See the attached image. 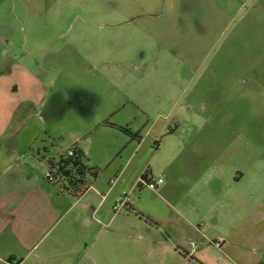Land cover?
<instances>
[{"label": "rangeland", "instance_id": "1", "mask_svg": "<svg viewBox=\"0 0 264 264\" xmlns=\"http://www.w3.org/2000/svg\"><path fill=\"white\" fill-rule=\"evenodd\" d=\"M255 1L0 0V99L11 83L25 89L33 83L24 72L66 97L76 89L98 97L91 116L69 105L54 118L43 105L33 107L40 115L24 124L40 128L32 148L44 158L58 161L74 145L86 153V165L98 172L96 178L87 175L86 187L117 178L125 155L139 144L104 122L143 137L138 158L123 176L149 172L166 179V159L176 136L165 135L177 123L188 130L197 121L195 128L199 125L201 135L209 138L199 148L201 156L211 151L217 154L211 164L227 160V171L239 169L245 181H258L263 195L260 56L251 47L260 40ZM247 45L253 57L244 54ZM223 148L231 154L219 158ZM178 165L174 160L169 164L175 174ZM33 169V177L47 181L46 161ZM49 184L57 191L51 223L43 227L46 220L40 219L24 248L8 235L5 248L15 256L0 264H216L213 247L227 251V235H211L210 228L206 236L214 238L194 234L195 243L183 245L182 252L190 253L200 242L208 243L199 249L203 260L186 262L174 250L167 252L161 231L152 229L156 223L166 227L161 220L170 218L158 190L136 189L132 198L139 215L123 216L124 206L118 204L115 213L121 214L114 217L109 200L103 210L97 208L102 200L98 191L74 197Z\"/></svg>", "mask_w": 264, "mask_h": 264}, {"label": "crops", "instance_id": "2", "mask_svg": "<svg viewBox=\"0 0 264 264\" xmlns=\"http://www.w3.org/2000/svg\"><path fill=\"white\" fill-rule=\"evenodd\" d=\"M253 10L260 12V40L257 38L254 41L256 44L251 47L259 54L255 56H260V106H264V0H256ZM253 49L247 45L244 51L246 57L254 56ZM9 71L6 75L12 69ZM24 74L30 76L33 83L29 82L27 89L20 83H11L0 99V262L15 256V251L10 252L5 248L8 235L20 239L24 248L31 238V231L39 226L40 219L46 220L43 223L45 227L47 223H51V216L57 210L54 200L57 197L56 187L49 184H53L52 182L41 181L32 176L34 174L31 171L35 166L43 161L49 166L48 160L51 158L42 157L38 150L35 152L32 148L41 130L34 124L24 127L25 121L31 122L34 115H40L39 112L34 114L33 107L45 105L50 112L49 106L54 99L60 98L65 103L72 100L70 94L73 90L66 97L58 90H50L29 72ZM1 87L2 84L0 92L3 90ZM53 114L52 112L50 116L55 117ZM229 118L232 119L233 116H228L227 119ZM193 123L186 126L188 130L183 128V124L177 123L176 128L165 135L166 138L176 136L166 159V179L158 187L162 204L170 212L167 217L170 218L164 217L166 219L161 220V223L167 222L166 227H160L156 223L152 229L161 231V241L165 243L164 249L167 252L174 250V254L186 262L203 260L199 249L208 246V243L200 242L199 247L195 246L190 253L182 252L183 245H189L194 234H198L200 238L213 237L206 236L210 228H213L211 235H227L226 252L221 253L220 248L213 247V252L219 259L215 260L218 262L216 264H264V194L260 195L258 181H245L246 177L239 169L227 171V160L211 164L210 158L217 157L211 151H206L202 157L199 148L202 144H207L209 138L202 136L201 127L198 125L195 128ZM209 137L212 142L216 141L215 135ZM143 142L141 136L137 148L125 155L126 162L122 163L120 158L119 166L128 170L138 158ZM230 151L228 152L231 154ZM228 152L223 148V153L221 151L218 154L219 158H224ZM84 154L86 155L85 152ZM173 160L179 163L176 174L169 166ZM115 161L113 159L111 163ZM203 161L205 164H202ZM125 168L117 178L107 180L106 183L96 180L89 188L102 195L97 207L99 210H103L106 202L110 201L114 217L121 214L115 213L118 202L127 196L129 200L123 207L126 213L123 216L139 215L134 208L132 194L136 189L142 188L138 182L143 174L125 177ZM259 220L260 225H257Z\"/></svg>", "mask_w": 264, "mask_h": 264}, {"label": "trees", "instance_id": "3", "mask_svg": "<svg viewBox=\"0 0 264 264\" xmlns=\"http://www.w3.org/2000/svg\"><path fill=\"white\" fill-rule=\"evenodd\" d=\"M70 96L72 97L71 102L65 103L60 100V98H56L51 102L49 110L51 113H54L53 116L56 118L60 117L63 113V110L69 105L73 107V109H76L86 115H90L98 104V97L94 93L85 89L73 90ZM102 125L122 131L129 138H131V140H141L139 132L133 133L126 127L111 124L107 121ZM70 150L74 152L72 156L68 154ZM70 150L66 154L61 155L58 161H55L54 158L48 160L49 171H53L55 169V179L53 181H49L47 179V181L60 186L62 190L61 192H63V194L68 193L74 197H80L83 196L91 186L88 184V187H86V184L88 183L87 175L91 174L93 178H96L98 176V172L94 171L93 168L90 169L86 165L87 157L77 145H74ZM146 174L143 175V178L146 177Z\"/></svg>", "mask_w": 264, "mask_h": 264}, {"label": "built area", "instance_id": "4", "mask_svg": "<svg viewBox=\"0 0 264 264\" xmlns=\"http://www.w3.org/2000/svg\"><path fill=\"white\" fill-rule=\"evenodd\" d=\"M68 154L72 156L74 152L70 150ZM54 174H55V169L53 171H49L46 175V179H48L49 181H53L55 179ZM163 181H164L163 178L157 179L152 174L148 173L146 174L145 178H143V176L140 178L138 185L140 187H149L151 189L158 190L159 185L162 184ZM111 183H115V181H111ZM128 200H129L128 196L120 199L119 206L120 207L125 206ZM220 243L221 241L219 240L215 242L217 246H220Z\"/></svg>", "mask_w": 264, "mask_h": 264}]
</instances>
